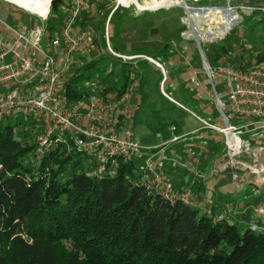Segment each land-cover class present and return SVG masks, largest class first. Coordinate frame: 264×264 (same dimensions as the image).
<instances>
[{"label":"trees","instance_id":"16d2710c","mask_svg":"<svg viewBox=\"0 0 264 264\" xmlns=\"http://www.w3.org/2000/svg\"><path fill=\"white\" fill-rule=\"evenodd\" d=\"M109 5L102 4L96 11L105 21ZM50 9L45 41L58 34L67 18V12L56 14L57 5ZM77 22L71 33L78 31ZM133 52L143 54L129 51ZM156 52L170 54L168 46ZM146 56L153 57L150 51ZM219 58L206 62L212 67ZM231 61L243 69L261 66L264 52ZM100 62L93 58L79 64L62 82L69 102L89 96L84 86L72 82L88 80L83 71ZM110 63L113 70L101 85L116 86L115 95L120 96L128 88L130 74L137 76L132 80L143 92L148 61L138 64L136 75L130 64L113 59ZM136 119L135 113L132 125ZM21 120L8 118L0 123V264H264V222L252 221L250 212L217 219L213 211L206 216L200 208L170 204L135 184L139 176L132 162L120 159L111 175H88L87 161L69 137L38 164L30 165L26 157L35 149L27 146L31 131L14 133Z\"/></svg>","mask_w":264,"mask_h":264},{"label":"rangeland","instance_id":"374dc122","mask_svg":"<svg viewBox=\"0 0 264 264\" xmlns=\"http://www.w3.org/2000/svg\"><path fill=\"white\" fill-rule=\"evenodd\" d=\"M185 1L187 7L193 8H217L228 5L242 19L241 23L222 35L221 19L217 18L216 23L211 25L215 13L209 11L199 16L197 22L190 16V22H193L189 25L182 0H165L164 5L169 10L164 8L157 13L145 12L141 17L134 14L133 7L121 8L115 11L109 21L98 15L100 13L96 12L97 10L91 13L84 12L82 16H94V20H91L89 27L82 28L90 33L91 39L85 53L81 57L78 56L79 64L90 62L93 58L102 59V62L83 71V75L89 74L88 80L76 78L72 86H84V90L90 92L89 95L99 92L101 88L102 96H115L116 86L101 85L104 83V77L108 76L107 73L113 70L112 64H108V61L113 59L119 62L107 50L105 30L114 53H126L130 50L141 52L154 46L156 48L168 46L170 54L162 53L161 56L155 51L148 50L156 58V62H159V64L148 63V67L144 70L148 78L145 91L150 97L149 102L154 103L155 111L154 113L149 111L148 125L138 123L137 119L135 126L131 123L135 142L143 146L158 144L157 148L149 153L152 156L151 164L157 173L171 182L176 191L190 192L192 200L208 209L210 215L213 211L216 217L238 216L246 211L250 212L252 221L261 219L264 222V140L250 141L249 148L240 150L238 154L228 155L224 136L209 129V126L225 128L222 116L225 113L228 124L238 126L241 123L235 122L229 116L221 84L216 80L210 81L206 76L199 49L192 35V31L197 33L206 61L219 56L225 57L227 64L234 65L231 60L235 59L239 62L240 56L263 53L264 23L260 20L264 0ZM8 2L43 17L40 14L41 6L48 4L49 0H8ZM66 3H69V0H61L56 4V14L65 15L64 12L68 9ZM101 21L103 22L99 24ZM39 22L37 16H29L13 5L0 2V29L3 27L2 24L11 27L23 25L26 27L29 24L28 27H34ZM77 25L80 26L79 22ZM206 34H211L213 37H205ZM93 35L96 38L94 41ZM214 38L218 41L215 42ZM95 42L98 44L94 45ZM220 47L226 49V54L221 53ZM56 58L59 61V55ZM77 66L69 69L60 81L61 84L72 76ZM207 67L209 69L208 63ZM114 70L117 75L118 66ZM128 80L130 83L127 90L132 91L130 97L132 109L138 103L141 94L140 84L132 80V77ZM17 85L20 91H24L25 85L15 86ZM96 85H100V88H96ZM92 87L93 92H91ZM87 98V96L82 97V102ZM86 103L87 101L82 104ZM16 117H22L23 120L17 122L14 128L15 135L29 129L31 134L27 139V146L35 147L36 137L41 133L42 128L32 123L22 111H16L11 118ZM157 134L159 138L156 137ZM247 137V133L241 134L242 139ZM26 160L30 165L38 164L35 149L28 153ZM130 162L135 168L134 174L142 175L141 169L144 163L142 157L136 155Z\"/></svg>","mask_w":264,"mask_h":264},{"label":"built area","instance_id":"2783aa9c","mask_svg":"<svg viewBox=\"0 0 264 264\" xmlns=\"http://www.w3.org/2000/svg\"><path fill=\"white\" fill-rule=\"evenodd\" d=\"M47 4L43 17L25 11L28 15L40 19L41 24L28 30L24 27H11L2 24L9 37L0 39V86L12 83L23 84L24 91H8L0 95V123L11 118L16 111H22L34 124L42 128L36 137L35 154L40 160L48 155L58 143L71 139L74 149L86 159L85 172L92 176L111 175L117 159L125 162L143 156L142 175L135 184L144 185L149 192L160 195L170 204L180 202L210 216L209 210L192 200L190 192H178L171 182L163 179L151 164L149 148L140 147L133 138L130 126L132 111L129 110L131 90L120 96L104 97L94 95L87 100L85 107L80 102H69L61 88V82L71 67L79 65L78 56L85 53L90 33L80 30L71 33V29L82 14L96 11L102 4L108 3L111 15L118 9H132L136 15L147 9L145 0H69L67 18L58 34L50 38L43 46L45 25L51 2ZM199 0H195L198 2ZM186 2V1H185ZM164 7V6H163ZM261 12H264L262 9ZM107 29V27H106ZM108 51L120 63L128 64L145 56H126L114 53L108 45ZM61 55V63L57 54ZM160 67V66H159ZM211 81H218L225 93L227 112L241 125L226 128L209 126V129L222 134L228 155L238 154L249 148L250 141L264 139V61L261 66L239 68L225 62V57L209 67ZM226 113L223 115L227 121ZM228 123V122H227ZM247 133L246 139L241 134ZM81 137V139H80ZM176 140V139H175ZM221 217L218 216L217 219Z\"/></svg>","mask_w":264,"mask_h":264},{"label":"crops","instance_id":"0c3cea01","mask_svg":"<svg viewBox=\"0 0 264 264\" xmlns=\"http://www.w3.org/2000/svg\"><path fill=\"white\" fill-rule=\"evenodd\" d=\"M146 1V3H147V0H145ZM152 0H150V2H151ZM159 1H161V0H159ZM0 2H3V3H6V4H9V5H12L11 4V2H8V0H0ZM66 4H68V3H66ZM147 5V4H146ZM14 6V5H13ZM67 8V7H66ZM167 9V10H169V8H166V7H163V6H160L159 8H156V9H153L152 11H151V9H146L145 10V12L146 13H148V12H152V13H157V12H159V11H162V9ZM18 9V8H17ZM66 12H67V9L65 10V14H66ZM144 12V13H145ZM115 13V12H114ZM113 13V14H114ZM144 13H142V14H139V15H136L135 13V15L136 16H138V17H141ZM27 14V13H26ZM113 14L111 15V17L110 18H112V16H113ZM67 15V14H66ZM30 16V15H29ZM94 18V16H92V17H89V16H81L80 18H79V20H78V22H79V24L80 25H82V27H81V29L83 28V26H90L91 24H89L90 22H91V20H94L93 19ZM107 19H108V17H107ZM107 19H106V21H107ZM45 23V22H44ZM2 24V23H1ZM41 24V22H39V24L38 25H40ZM29 25V24H28ZM28 25L25 27V25H23V26H21V27H18V28H22V27H24V28H26V29H28V30H31L32 28H34V27H37V26H34V27H28ZM3 26V25H2ZM80 29V27H77L76 26V30H81ZM56 35V34H55ZM10 35H9V33L6 31V29L4 28V27H2V29H0V39H5V38H7V37H9ZM45 37H46V29H45ZM53 37V36H52ZM91 39V38H90ZM94 35H93V37H92V40L94 41ZM48 40L49 39H47L46 41H45V39H44V41H43V46H46V44H47V42H48ZM105 43H106V41H105ZM89 44V43H88ZM88 44H87V46H88ZM96 44H98V43H96ZM95 43H94V45H96ZM108 45H109V47H110V43H109V41H108ZM106 46H107V43H106ZM105 46V47H106ZM110 49H111V47H110ZM157 49H159V48H156V46H154V47H152L151 49H148V50H152V51H155V53H157L156 52V50ZM107 50H108V46H107ZM130 51H132V50H130ZM146 51V50H145ZM141 51L143 54H135L134 52L132 53V54H128L129 52H126V53H117V54H122V55H126V56H145V57H147L145 54H147L149 51ZM151 53V52H150ZM57 55H59V63H61V55H60V53H58ZM152 55V54H151ZM57 57V56H56ZM147 58H150V57H147ZM58 59V58H57ZM153 62H149V63H158L159 64V62H156L157 60H156V58H153V57H151L150 58ZM155 59V60H154ZM145 61H147V60H145V59H135L134 60V62L133 61H131L130 63H128V64H130L132 67H131V69H133V71H132V73H135L134 75H136V70H137V68L139 67V65L138 64H140V63H144ZM130 73V72H129ZM128 77H132V79L134 78L135 80H136V78H137V76H132V75H130V74H128L127 75ZM16 84H18V83H10V84H7V85H1L0 86V95L1 94H4V93H6V92H8V91H12V90H14V91H18V92H20V90H19V88H18V85L17 86H15ZM94 87V86H93ZM91 88V92H93L94 91V88ZM96 88H100V85H96ZM103 90H104V88H103ZM88 93H90V92H88ZM102 89L100 88V90H99V92H96V93H94V94H91V95H89L88 96V98L87 99H83V102H86L87 100H90V98L92 97V96H96V95H100V96H102ZM141 93V92H140ZM139 93V94H140ZM144 96V97H143ZM143 98H144V100H143ZM149 100H150V97L148 96V94H147V92L145 91V86H144V89H143V92L139 95V98H138V103L136 104V106L133 108L132 107V109H131V106H129V110L130 111H132V115L133 114H137V122L138 123H145L146 125H148V123H149V119H148V113H149V111H150V113H154V103H150L149 102ZM80 102V101H79ZM82 102V100H81V103H80V105H81V108H83V107H85V105L87 104H82L83 103ZM130 103H131V100H130ZM135 103H136V101H135ZM151 107V108H150ZM151 109V110H150ZM131 123H132V121H130V126H131ZM138 123H136V124H138ZM133 126H135V125H133ZM131 132H132V127H131ZM194 130H196V129H194ZM192 131V130H191ZM190 131V132H191ZM132 135H133V133H132ZM156 137H158L159 138V136H158V134H157V136ZM134 138V137H133ZM138 144V143H137ZM139 145H141L140 147H143V148H149V149H151V150H154L155 148H157V146H158V144H156V145H152V146H147V145H142V144H139ZM150 150V151H151ZM142 157V159L144 160V157L143 156H141ZM167 177H168V175H166Z\"/></svg>","mask_w":264,"mask_h":264},{"label":"bare ground","instance_id":"6f19581e","mask_svg":"<svg viewBox=\"0 0 264 264\" xmlns=\"http://www.w3.org/2000/svg\"><path fill=\"white\" fill-rule=\"evenodd\" d=\"M164 2H165V0H161V1H159V0H152L151 2H150V0H147L146 7H147V9H151V11H152L153 9L159 8L160 6L166 7L164 5ZM183 2L185 3V0H183ZM183 2H182V4H183ZM186 7H187V5H186ZM46 9H47V4L45 6L44 5L41 6V9H40V12L41 13L40 14H42V16H44V14L46 13ZM209 11H213L215 13L214 19L212 18V20H211V25H213L214 23H216L215 20H217V18H220L221 19V21H222V28L220 29V33L222 35L223 34L225 35V33L230 29L232 23L234 21H236V19H238L237 16H235V14H232L230 11H228L226 13H223L219 9H213V10H209ZM209 11H207V12H209ZM207 12H204V13H201V14H199L197 12H192V13H190V16H192L196 20V22H197L198 17L199 16H202V14H207ZM221 12H222V14H221ZM191 22H193V21H191ZM210 36L213 37L211 34H206L205 35V37H209V38H210Z\"/></svg>","mask_w":264,"mask_h":264},{"label":"water","instance_id":"95a60500","mask_svg":"<svg viewBox=\"0 0 264 264\" xmlns=\"http://www.w3.org/2000/svg\"><path fill=\"white\" fill-rule=\"evenodd\" d=\"M61 0H53L51 2V7L54 9L56 7V4H59ZM183 2V0H182ZM183 8H184V11H185V14L188 18V23L189 25H191V22H190V13L192 12H197L199 14L201 13H204V12H207L209 10H213V9H219L220 11H222L223 13H226L228 11H230L232 14H235V16H237L238 19H236V21H234L230 27V29L228 31H230L236 24H240L241 23V18L236 14V12L230 8L228 5L226 6H223V7H217V8H210V7H202V8H193V7H186V4L183 2ZM192 35H193V38H194V41L196 42V45H197V49H199V52H200V55H201V58H202V62H203V66H204V69L206 71V76H208L209 80L211 81L210 79V76H209V73H208V67H207V63L205 62L206 59H205V56H204V53L202 52V48H200V41L196 35V32L192 31ZM209 38V37H208ZM214 41L217 42L218 39L214 38ZM223 116V115H222ZM224 118V116H223ZM224 121H225V127L227 128L228 127V123L226 121V119L224 118ZM81 139V137H80Z\"/></svg>","mask_w":264,"mask_h":264},{"label":"flooded vegetation","instance_id":"af4514ba","mask_svg":"<svg viewBox=\"0 0 264 264\" xmlns=\"http://www.w3.org/2000/svg\"><path fill=\"white\" fill-rule=\"evenodd\" d=\"M196 35H197V33H196Z\"/></svg>","mask_w":264,"mask_h":264}]
</instances>
